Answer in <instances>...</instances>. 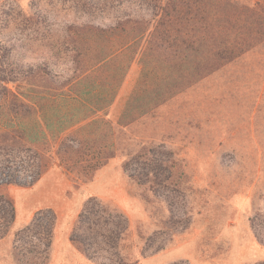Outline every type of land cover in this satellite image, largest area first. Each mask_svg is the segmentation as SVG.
I'll return each instance as SVG.
<instances>
[{
	"label": "trees",
	"instance_id": "trees-1",
	"mask_svg": "<svg viewBox=\"0 0 264 264\" xmlns=\"http://www.w3.org/2000/svg\"><path fill=\"white\" fill-rule=\"evenodd\" d=\"M135 1L149 9L150 19L134 16L138 14L128 9ZM72 3L88 15L106 10L103 14L114 15L113 21L69 22L55 37L49 31L36 35L40 58L27 64L14 58L7 41L0 39V239L15 219L14 200L4 190L5 185H32L53 164L87 181L115 156L114 129L107 110L134 58L140 64L142 79L149 76L156 81L132 90L124 112L130 120L264 40V13L255 15L259 14L257 3ZM28 20L40 22L33 16ZM168 161L156 150L142 146L122 168L138 184L149 183L159 195L165 188L160 184L172 177L173 163ZM261 216L256 214L250 222L254 236L264 243V226L258 220ZM55 222L53 210L39 209L15 231L12 252L18 264H46ZM127 229L124 213L90 196L77 214L69 241L96 264H132L120 248ZM163 246L154 244L150 235L141 256L154 254Z\"/></svg>",
	"mask_w": 264,
	"mask_h": 264
},
{
	"label": "rangeland",
	"instance_id": "rangeland-1",
	"mask_svg": "<svg viewBox=\"0 0 264 264\" xmlns=\"http://www.w3.org/2000/svg\"><path fill=\"white\" fill-rule=\"evenodd\" d=\"M232 1L257 3L255 15L264 13V0ZM128 9L138 14L134 16L151 17L143 3L132 2ZM104 12L82 13L72 0H0V39L7 41L14 58L33 63L40 58L36 35L49 31L55 37L69 22H112L114 15ZM31 16L40 22L28 20ZM148 77L142 79L134 58L107 110L115 156L90 180L53 164L32 185L4 186L14 200L15 219L0 239V264H18L12 252L14 233L45 208L56 213L46 264H96L69 241L77 214L90 196L127 217L120 248L132 264L264 262V243L254 236L250 222L261 213L258 220L264 226V40L130 120L124 115L126 102L134 88L156 81ZM142 146L173 163L172 177L160 184L165 188L159 195L122 168ZM150 235L154 244L164 246L142 257Z\"/></svg>",
	"mask_w": 264,
	"mask_h": 264
},
{
	"label": "crops",
	"instance_id": "crops-1",
	"mask_svg": "<svg viewBox=\"0 0 264 264\" xmlns=\"http://www.w3.org/2000/svg\"><path fill=\"white\" fill-rule=\"evenodd\" d=\"M54 229H55V227H54ZM54 235V234H53Z\"/></svg>",
	"mask_w": 264,
	"mask_h": 264
}]
</instances>
